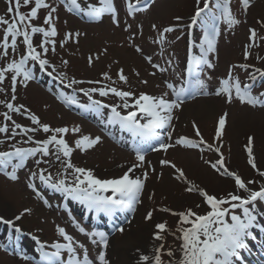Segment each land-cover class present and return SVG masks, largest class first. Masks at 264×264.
Instances as JSON below:
<instances>
[{"label":"rangeland","instance_id":"obj_1","mask_svg":"<svg viewBox=\"0 0 264 264\" xmlns=\"http://www.w3.org/2000/svg\"><path fill=\"white\" fill-rule=\"evenodd\" d=\"M45 2L50 5V8L39 9L38 16L32 20V24L47 29L49 26L45 25L43 21L51 8L57 9L55 13H52L58 31V35L52 38L55 40V51L51 50L52 45L49 44V52L42 58L49 61V71L52 72V66L55 67L56 71L52 73L58 80L47 83L45 80L39 79L45 78L40 71L41 68L38 62L30 61L28 67L31 68L34 78L28 82L26 88L18 80L14 94L15 100L11 99L13 93L10 79H6L3 84H0V87L5 89L4 92H0V113L8 111L5 105L10 102L15 106L23 105L36 114L42 123L53 128L68 127L71 129L73 126H79L80 133L72 134L70 132L65 137L74 149L75 140L83 135L93 138L101 137L102 142L86 152L75 149L71 157L72 163L77 167L93 171L94 175L99 178L117 177L125 171L124 167H130L136 162L135 153L131 147V137L126 132L121 133L119 126L105 127L102 120L106 122L110 109H103L101 117L93 112L84 113L80 109L74 108V105L69 107L62 103L61 95L71 96L74 94L82 103H87V99L84 98L83 93L67 88V80L61 83L58 77L60 74L66 73L68 78L101 81L100 85L85 83L75 86L76 88L86 89L109 84L111 87L130 91L134 96H138L140 93L153 96L168 93L167 98L174 99L175 97L171 95L167 84L181 86L187 79L188 60L192 55L200 54L198 42L202 41L203 20H198L194 26L190 27V25H192L196 8L203 6V0H200L199 5L198 0H142L140 7L146 10L138 11L134 15L127 14L126 0H114V6L117 9L115 19L119 21L118 24L114 22V18L109 13H105L98 19H90L83 13L68 11L67 4L62 0H45ZM80 2L85 10L87 4L100 6L99 0H80ZM132 2L134 3L135 0ZM231 2L230 8L240 23L231 27L224 22L219 24L220 32L216 38V50L208 55V59L214 67L207 68L205 66V74L201 76L205 81V90L209 95H190L180 109L174 110L172 121L174 131L171 139L166 137L165 141L175 144V141L180 137H186L194 142H199L202 137L204 143L199 148L176 145L170 148L167 153L149 151V154L146 155V165L150 162V167L137 168L135 173L139 176L148 170V179L145 181V188L140 197L141 202L137 204L135 212L129 211L130 216L125 223L116 226V228L122 227L124 229L122 232L116 231V229L105 230L108 237L106 249L93 245L91 239L80 233L75 227L76 224H79L88 233L98 231L84 215L80 216L79 211H76V200L65 197L60 192L50 194L51 188L44 185L38 177L35 180L30 179L31 174L38 172L39 169H47L55 179L63 178V169L60 163L55 160L54 155L49 157L38 155L35 158H30L26 161L25 167L17 171L18 179L15 181L5 175L4 171H0V217L12 221L15 226H22L21 231L30 234L28 235L30 239L25 240L23 245L26 246L28 254L32 253L35 256L33 258L37 259V264L40 262L38 259L41 260V253L39 249L35 250L32 247V243L38 247L37 240L65 243L57 232L58 226L65 228L74 237L77 247L79 244L85 245L89 257L93 259V264H99L98 255L101 252L105 255L108 264H144L140 257L148 255L151 259L154 250L161 244L163 245L160 252L162 260L164 264H169L170 261L178 260L181 255L179 251L181 240L178 239L180 233L177 231L179 217L171 213H178L190 208L198 214H205L209 210L202 197L186 191L189 184L198 185L217 197H224L228 193L236 191L233 179L221 176L211 167V163L215 162L221 154L225 165L230 170L236 171L243 179L256 181V184L251 187L258 189L263 183L264 178H261L247 163L245 146L249 137H252L258 168L264 169V108L243 104L235 98L232 103H228L226 95L217 96L215 92L221 86V81L228 78L231 73L241 82L242 86L252 83V90L258 87L260 90H256L254 96L264 93V76L255 72L257 68L264 70V59H258V57H264V39H262L264 38V27L259 23L264 21V0H251V6L246 12L242 9L240 0H231ZM9 7V0H0V16L11 19L14 13L8 12ZM33 7H35L34 0L29 5H23L21 2L20 11L27 14ZM169 27L175 30L164 34V44L161 45L157 42L160 34ZM3 28L4 26H0V40L4 36ZM199 29L202 34H199ZM250 29H255L258 37L256 46L249 49V58L245 59V49L251 43L249 40ZM67 33L73 34L71 39H66ZM76 33H79L78 37ZM192 34H194L195 43L191 39ZM22 39V37L18 38V49L15 53L10 49L8 57L0 59V67H6L7 62L11 59L19 60L25 53L26 46L21 43ZM42 39V34L33 36L34 46H37V51L41 52L42 49L38 45ZM137 47L142 51L138 52ZM146 57H151L152 64H159L167 71L161 73L158 69L153 68ZM89 58H91V62ZM63 61L68 62L66 66L62 63ZM168 61H171V64ZM245 64L249 65L247 69L239 67V65ZM121 69L127 77L126 84L119 80L118 74ZM105 73L111 77V81L103 80ZM253 73L256 76L255 81L250 79ZM6 76L10 78L11 74L7 73ZM61 86L69 89L70 94L64 92L60 88ZM94 98L109 104L120 103L119 98L113 97L111 94L106 98L96 94ZM225 114L227 116L224 133L219 140L215 141L219 119ZM10 115L21 125L34 127L23 109L21 113H10ZM5 123L9 126V132L0 133V141H3L0 143V151H11L13 146L35 147L33 143H25L27 137L22 134L9 138L11 137L12 122L6 121L3 115H0V126ZM197 129L200 136L196 135ZM16 131L19 133L20 130ZM109 131L112 133L111 136L108 134ZM30 135H33L36 140H43L50 133L45 134L38 131L34 134L30 133ZM207 145H212V149L209 150ZM217 146H220L219 153L215 151ZM36 159L49 162L37 165ZM165 159L182 169L187 181L177 180L175 169L170 165L160 164V161ZM7 171L10 172L11 168ZM68 179L71 180V175L68 176ZM29 183L35 184L36 191L48 201L50 206H46L44 200L40 199L36 192L28 187ZM108 194L105 193V195ZM240 194L244 195L242 192ZM66 204L69 207L68 211L64 208ZM163 208L171 211H161ZM25 209H30L31 213H26ZM148 212L152 213L151 220L146 219ZM17 216H20L21 219L17 220ZM158 223H166L168 229L163 233L162 241L155 239L157 231L155 225ZM1 232L0 229V238ZM3 233L7 237V232ZM33 237L37 239L34 240ZM126 239H132L136 248L129 247L126 244ZM113 244L117 249L113 247ZM247 244L248 247L241 252L240 264H264V253H262L264 252V231L256 228L253 231V237L248 239ZM26 251L16 256L14 253L5 252L1 249L0 244V264H35L29 260L31 257H28ZM49 251H54V249ZM169 251L173 252L172 257L167 255ZM78 252H80L79 249ZM63 255L65 258L67 257V253Z\"/></svg>","mask_w":264,"mask_h":264},{"label":"snow or ice","instance_id":"obj_2","mask_svg":"<svg viewBox=\"0 0 264 264\" xmlns=\"http://www.w3.org/2000/svg\"><path fill=\"white\" fill-rule=\"evenodd\" d=\"M21 2H23V5H29L33 0H9L10 7L8 12L14 13V16L11 19H5L0 16V26H4V36L0 40V59L8 57L10 49L13 53L17 51V40L19 37L23 38L21 43L26 46V52L21 55L19 60L11 59L7 62L6 67H0V84H3L6 79H10L13 93L12 100L16 98L14 94L18 80L26 88L28 82L34 78L31 68L28 67L30 61L38 62L42 69L49 67V61L42 58V56L49 52V44L52 45L51 50L55 51V40L52 38L58 35L52 15V13L57 11L56 8H51L43 21L45 25L49 26L46 29L45 27L34 26L32 20L37 18L39 9L50 8V5L45 0H34L35 7L25 14L20 11ZM62 2L67 4L68 11H76L78 14L83 13L90 19H98L105 13H109L114 18V22L119 23L115 19L117 9L114 6V0H99V7L87 4L86 10L85 7H82L80 0H62ZM141 3L142 0H135L134 3L132 0H126L127 14L134 15L138 11L146 10L140 7ZM199 3L200 0H198V5ZM230 3L231 0H203V7H197L190 27L194 26L198 20H203V36L199 44L200 54L192 55L188 60L186 68L187 79L184 80L181 86L177 87L172 83L167 84V88L171 90V95L175 97L174 99L167 98L168 93H164L161 96L140 93L138 96H134L130 91L120 90L117 87H111L109 84H103L100 87L92 86L86 89L83 87L76 88L75 86L85 83L88 85H100L101 81H83L76 78H68L66 73L60 74L58 77L61 83L67 80V88H72L74 92L79 91L87 98V103H81L74 94L71 96L61 95L62 103L69 107L75 105L84 113L93 112L101 117L103 116V109H110L106 122L102 120V123H105L106 128L108 126H119L121 133L126 132L131 137V147L135 153L136 162L119 176L99 178L94 175L93 171L77 167L72 163L71 157L75 149L86 152L100 144L102 142L101 137L96 136L93 138L89 135H83L75 140L74 149L65 137L70 132L72 134L80 133L81 128L79 126H73L71 129L68 127L53 128L46 123H42L36 114L23 105L15 106L10 102L5 105L8 111L0 113L6 121L12 122L11 137L9 138L22 134L27 137L24 142L33 143L35 147L22 148L13 146L11 151H0V171H4L5 175L15 181L18 179L17 171L24 168L26 161L30 158H35L38 155L40 157L54 155L55 160L60 163L63 169V178L55 179L47 169H39L38 172L31 174V180H35L38 177L47 187L62 193L65 197L88 205L90 209H95L97 213H103L111 217L115 216L118 211L135 212L137 204L141 202L140 197L145 188V181L148 179V170L139 176L135 175V173L137 168L150 167V162L146 165L147 153L149 151L167 153L170 148L176 145L186 148H199L204 143L202 137L199 142H194L186 137H180L175 141V144L165 141L166 137L171 139L174 131L172 127L174 110L180 109L185 99L190 95H209L205 90L206 84L201 76L205 74V66L207 68L214 67L208 59V55L216 50V38L220 32L219 24L224 22L231 27L240 23L234 16ZM240 4L246 12L251 6V0H240ZM177 19L179 20V18ZM259 23L264 27V21ZM174 30L172 27L164 29L157 42L163 45L164 34ZM249 32L251 43L245 49V59L249 58V49L256 46L258 37L255 29H250ZM35 34H42V42L38 45L42 52L37 51V46H34L33 36ZM72 35V33H67L66 39H71ZM76 36L78 37L79 33H76ZM136 50L138 52L142 51L138 47ZM146 59L152 64L151 57H146ZM258 59H264V57H258ZM89 60L91 62V58ZM62 63L66 66L68 62L63 61ZM168 63L171 64V61H168ZM152 67L158 69L161 73L167 71L166 68L161 67L159 64H152ZM239 67L247 69L249 65H239ZM55 71V67L52 66V72ZM255 72L264 76V70L260 68H257ZM7 73L11 74L10 78L6 76ZM118 77L120 81L127 83V77L123 74L122 69ZM208 79H211V77H208ZM250 79L255 81V73L251 74ZM103 80L111 81V77L105 73ZM113 83L115 82L113 81ZM144 83H147V81H144ZM252 88V83H246L242 86L241 82L229 73L228 78L221 81V86L215 92V95H226L228 103H232L235 98L243 104L264 108V93H261L260 96H254ZM4 91L5 89L0 87V92ZM96 94L102 98L109 97L111 94V96L119 98L120 103H105L101 99L94 98ZM22 109L34 127H26L13 120L10 113H21ZM226 116L227 114L219 119L216 132L217 140L224 133ZM17 129L20 130L19 133H17ZM165 130L167 131L165 132ZM38 131H42L45 134L50 133V135L46 139L36 140L30 133L34 134ZM8 132L9 126L7 123L0 126V133ZM108 134L111 136V131ZM196 135L200 136L198 129L196 130ZM121 140H123V137H121ZM0 143H3V141H0ZM207 147L209 150L212 149V145H207ZM245 148L247 163L261 178H264V170L258 168L257 158L254 155L252 137H249ZM215 151L219 153L220 146H217ZM35 162L39 165L42 162L48 163L49 161L36 159ZM160 164L170 165L177 173L175 177L177 180L187 181L184 171L177 168L175 164H171L166 159L161 160ZM211 167L221 176L233 179L236 191L228 193L224 197H217L209 194L198 185L189 184L186 191L196 193L202 197L209 210L205 214H198L190 208L178 213H171L179 217L177 231L180 233L178 239L181 240L179 249L181 255L178 260L170 261L169 264H240L241 252L248 247L247 241L250 237H253V231L256 228L264 231V207H262L264 205V183L260 184L258 189L251 187V185L256 184V181L249 180L246 182L236 171L230 170L225 165L222 154L215 162L211 163ZM9 168H11L10 172L7 171ZM152 170L154 171V169ZM69 175H71V180L68 179ZM28 187L32 188L36 195L44 200L46 206H50L48 201L36 191L34 183H29ZM241 192L244 195H241ZM105 193H111V195H105ZM197 207L200 206L197 205ZM161 211L170 212L171 210L163 208ZM25 212L30 214L31 210L25 209ZM16 219L19 220L21 217L17 216ZM146 219H152L151 212L147 213ZM0 222L13 226L16 232L21 231L20 228L15 227L12 221L4 220L3 217H0ZM75 227L80 233L88 236L93 245L102 246L104 249L108 247V237L105 232L92 231L88 233L79 224H76ZM155 227L157 229L155 239L162 241L164 239L163 233L168 230L167 225L166 223H158ZM123 230L122 227L116 228V231L122 232ZM57 232L65 243H53L50 247L54 251H45L48 246L37 240L41 253L40 264H93V259L89 257L88 250L84 244H79L77 247L74 237L63 227L58 226ZM33 239L36 240L37 238L33 237ZM78 249L80 252H78ZM162 249L163 245L161 244L154 250V255L151 259L148 255H142L140 260L144 264H153V261L154 264H164L160 255ZM81 252L82 254H80ZM64 253H67L66 258L63 255ZM167 255L172 257L173 252L169 251ZM25 258L27 259V257ZM98 260L99 264H108L103 252L98 255Z\"/></svg>","mask_w":264,"mask_h":264},{"label":"bare ground","instance_id":"obj_3","mask_svg":"<svg viewBox=\"0 0 264 264\" xmlns=\"http://www.w3.org/2000/svg\"><path fill=\"white\" fill-rule=\"evenodd\" d=\"M124 168H125V170H126L128 167H124ZM262 206L264 207V205H262ZM126 240H127V243H126V244H127L129 247L136 248V247H134V243H133L132 239H129V240L126 239ZM127 245H126V246H127ZM128 246H127V247H128ZM113 247H114L115 249H117V247H115L114 244H113Z\"/></svg>","mask_w":264,"mask_h":264},{"label":"trees","instance_id":"obj_4","mask_svg":"<svg viewBox=\"0 0 264 264\" xmlns=\"http://www.w3.org/2000/svg\"><path fill=\"white\" fill-rule=\"evenodd\" d=\"M261 170H264V169H261ZM246 182L248 181L246 178L244 179ZM234 182V181H233ZM264 182V181H263ZM235 185V184H234ZM258 187V186H257Z\"/></svg>","mask_w":264,"mask_h":264}]
</instances>
